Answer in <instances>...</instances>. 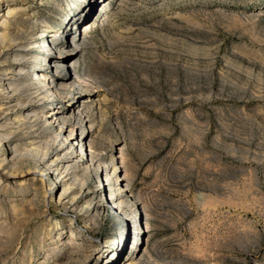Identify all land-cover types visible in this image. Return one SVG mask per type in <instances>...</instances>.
Listing matches in <instances>:
<instances>
[{
  "label": "rangeland",
  "instance_id": "obj_1",
  "mask_svg": "<svg viewBox=\"0 0 264 264\" xmlns=\"http://www.w3.org/2000/svg\"><path fill=\"white\" fill-rule=\"evenodd\" d=\"M83 3L0 0V25L18 7V32L35 31L31 76H69L77 83L69 93L91 98L77 120L76 155L85 144L107 172L115 165L125 204L113 208L110 189L100 190L105 172L86 155L77 160L92 173L82 196L102 203L97 214L86 202L75 210L71 198L45 196L53 175L44 187L38 176L17 189L34 176L26 163L17 183L1 180L0 264H264V0ZM91 14L87 30L77 20ZM66 50L74 68L47 59ZM51 98L55 109L73 96ZM37 129L19 142L58 133L46 122ZM70 231L87 257L66 261Z\"/></svg>",
  "mask_w": 264,
  "mask_h": 264
},
{
  "label": "bare ground",
  "instance_id": "obj_2",
  "mask_svg": "<svg viewBox=\"0 0 264 264\" xmlns=\"http://www.w3.org/2000/svg\"><path fill=\"white\" fill-rule=\"evenodd\" d=\"M106 2L107 0H84L83 5L92 6L95 3L106 4ZM14 10L9 9L8 14L13 18L10 20L4 18L5 20H2L1 23L3 25V28L0 27L3 30V33L0 36V46H2V48L0 47L2 49L0 55L6 52L3 54L4 56H7L4 57L6 59L3 63L9 65L7 68H0V191H3L1 180H5V183L7 184H10L11 182L17 183V179H19L20 177H24L22 175L20 176L21 173L19 172L22 171L26 163H30L33 164V168L29 166L30 168L26 170L28 171V173L26 174L34 176L29 179L27 178L28 176H25L24 180H22V182L17 186V189L21 190L24 184H27L28 182H32V185H34L38 176H40V182L44 187L45 177L49 178L50 175H53L54 184L56 186L53 187V184H49V189H46L47 187L45 188L46 190L44 189L45 196L49 195V198L53 200L54 195H58V203H62L65 200H69V198H71V203L69 202V206H71L75 210L79 208V204H81L82 202H86L85 204L89 208H92V210L96 212V214L100 213V204L102 203L99 204V201H96L95 197L90 198L87 196H82L85 187L87 186V175H90L91 170L90 165L85 166V162L78 163L77 160L78 158H81V156L86 155L87 157H90L91 160L89 161V163L91 162V165L95 166V170H101L102 173L105 172V181L102 180L99 184L102 186V189L100 190H104L102 193L103 195L104 193H106L107 196V189L109 188L111 197L110 202L113 205V208L116 211H121L124 202L117 198L116 193L123 192V182L117 175V167L114 165V170L112 171V173L107 172L108 170H106V168L101 167L102 157L98 158L99 153L97 154L96 150L92 146H88L90 149V154L88 153V155L86 149L87 146H85V144H81L79 149L80 153L76 155L78 149H75L76 143H73V138L78 123L77 120L80 117L84 118L83 116L87 112L86 110H88L86 104L89 102V100H91V98L88 96L77 97V95L75 96L74 94L72 95V93H69V91L72 92V90L75 89V86L77 85V83L71 84L69 82V76H61L60 74H50L47 72H38L36 74L34 72L33 77L31 76V73H33L31 72V69L36 68V66L33 64V61L30 59L33 57L29 58L30 52L33 51L32 48L35 44L33 42L35 31L33 33L32 30V32H30L32 34L28 33L29 35L20 34L18 32V29L23 26V20L17 18V13L15 12L16 10ZM92 17L93 15L91 14V16L89 17L82 18L83 20H77V22H83L84 28L88 30V23L92 20ZM31 18L29 19L31 20ZM23 19L25 23L26 19ZM13 27H16L17 32L12 33L13 31L11 30ZM75 44L76 43H74L73 46ZM36 47L37 46H35V48ZM4 49L6 51H3ZM57 49L60 52V49L62 48ZM57 49L56 52L58 51ZM60 55L61 54L59 53H57L56 55L49 54V57L47 59L51 60V62L58 67L74 68L75 64L73 60L70 62H66L67 59L71 57L68 50L65 51V54L61 55V60H55V58L60 57ZM76 78L77 81L81 82L80 78L77 75ZM36 84L48 85V87H50V89L52 90L51 96L42 95V93H39V90L35 88ZM52 96L58 98L73 96V98L69 101L71 103V105L69 103L70 106L66 104V106H62L60 108L51 109L48 105V101L49 99H52ZM90 109L92 108L90 107ZM42 122H46V125L48 124V126L49 124H56L58 127V133L56 132L57 134H54L49 140H47V138L45 140L41 138V142L38 143L34 142L24 144L19 142L18 138L20 137V134L22 135V132L25 129L29 130L28 135L25 136H29L30 134L39 132L37 131L39 130L37 128ZM82 135L83 133L81 134V137ZM3 142H6L7 145L5 146H8L5 151L1 150V148L3 147ZM72 155L76 156L71 157ZM97 158L101 160H96ZM112 159L113 158H111V160ZM95 160L96 163L94 162ZM111 162L109 163L111 164ZM97 163L98 165H96ZM80 169L82 174H79ZM31 170H35V172H32V174H30ZM112 181H114V183H111ZM86 189L88 188L86 187ZM101 201H103V199ZM73 224L74 221L71 220V225ZM57 231L60 232L61 230ZM69 236L70 237L68 239V242L64 244L69 247L68 252L64 253L66 261H69V259L71 260L72 256L76 253L84 254V256L87 257L85 255L86 253L81 249V246L76 239L75 232L70 231ZM92 257L93 256H88L87 259H93Z\"/></svg>",
  "mask_w": 264,
  "mask_h": 264
}]
</instances>
